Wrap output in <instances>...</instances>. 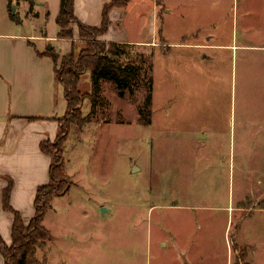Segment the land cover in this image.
<instances>
[{
    "label": "rangeland",
    "instance_id": "374dc122",
    "mask_svg": "<svg viewBox=\"0 0 264 264\" xmlns=\"http://www.w3.org/2000/svg\"><path fill=\"white\" fill-rule=\"evenodd\" d=\"M9 2L16 20L30 10L0 0V25L18 23ZM124 11L127 27L110 36L130 44L122 62L141 81L122 98L102 80L96 113L85 99L37 264H264V0H131ZM83 82L90 92V74Z\"/></svg>",
    "mask_w": 264,
    "mask_h": 264
},
{
    "label": "crops",
    "instance_id": "0c3cea01",
    "mask_svg": "<svg viewBox=\"0 0 264 264\" xmlns=\"http://www.w3.org/2000/svg\"><path fill=\"white\" fill-rule=\"evenodd\" d=\"M112 1L75 0L76 15L83 24L99 27L103 22L105 6ZM31 2L34 4L33 15L27 16L30 10L23 5L24 16H19L20 22L12 24L23 26L29 23L33 31L38 26L42 27L41 32L19 31L15 27L10 28V23L0 25V234L7 244L12 243L15 217L4 207L5 192L11 189V206L20 212L28 224L36 212L34 201L38 188L47 183L48 179L50 181L52 159L43 153L41 143L56 140L58 121L67 112L64 87L56 79L55 63L50 57L40 56L38 52L46 51L49 43L58 44L53 45V48L62 56L71 53L74 47L73 40L58 38L60 28L57 18L61 0ZM126 9H113L110 12L111 25L108 33L102 37L104 41L127 43L126 39L110 36L113 30L127 27ZM5 19L11 20L9 9ZM75 37V41L78 40L77 27ZM212 46L217 48L219 45ZM260 48L264 49V46ZM261 120L257 121V132L264 134V119ZM258 147L264 155V142L258 144ZM244 164L246 177H252L255 171L251 164L248 161ZM260 179V190L264 191V177ZM240 209L238 205L237 210ZM229 210L238 212L231 206ZM185 252L186 255L190 254L186 249ZM226 263H231V257H228ZM0 264H6L1 252ZM185 264L217 263L211 259L202 260V257L190 256Z\"/></svg>",
    "mask_w": 264,
    "mask_h": 264
},
{
    "label": "trees",
    "instance_id": "16d2710c",
    "mask_svg": "<svg viewBox=\"0 0 264 264\" xmlns=\"http://www.w3.org/2000/svg\"><path fill=\"white\" fill-rule=\"evenodd\" d=\"M128 0H114L107 4L103 13V22L99 27L83 24L76 15L75 0H61V9L57 18L60 31L58 38L73 40V51L61 55L55 48L38 52L40 56H48L55 63L57 81L63 85L67 100V112L59 119V133L56 140H45L41 143V150L52 159L50 181L38 188L34 206L35 216L27 224L20 212L13 209L10 203L11 189L5 192L4 207L15 217L13 225L12 243L7 244L0 234V252L6 264H37L35 253L40 242L49 239L44 228L46 214L53 206L56 197L66 194L69 188L68 176L64 166V148L74 126H82L85 118L82 108L85 99L92 102V113H96L100 106L101 81H108L115 85L120 97L124 98L135 83L141 81L139 69L133 64L125 65L122 59L130 62L128 43L107 42L102 37L108 33L113 9H123L128 6ZM33 2L30 10L33 11ZM10 18L16 20L12 14L11 2L8 5ZM79 30V41L84 43L83 48L76 52L75 28ZM149 70L153 69V62L147 59ZM146 60H144L145 62ZM90 74L91 91H83V77ZM151 90V88H150ZM151 103V93L149 94Z\"/></svg>",
    "mask_w": 264,
    "mask_h": 264
},
{
    "label": "water",
    "instance_id": "95a60500",
    "mask_svg": "<svg viewBox=\"0 0 264 264\" xmlns=\"http://www.w3.org/2000/svg\"><path fill=\"white\" fill-rule=\"evenodd\" d=\"M48 49H52V46H48ZM134 170H137V167H136V166L134 167ZM102 211L105 212V211H106V208L103 207V208H102Z\"/></svg>",
    "mask_w": 264,
    "mask_h": 264
}]
</instances>
